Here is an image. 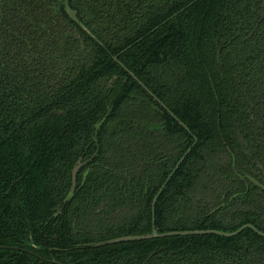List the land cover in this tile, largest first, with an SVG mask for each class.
I'll return each instance as SVG.
<instances>
[{
    "label": "trees",
    "instance_id": "16d2710c",
    "mask_svg": "<svg viewBox=\"0 0 264 264\" xmlns=\"http://www.w3.org/2000/svg\"><path fill=\"white\" fill-rule=\"evenodd\" d=\"M62 1L0 0V264H264L249 227L94 245L151 231L192 144L156 230L264 232V0H68L95 38Z\"/></svg>",
    "mask_w": 264,
    "mask_h": 264
},
{
    "label": "water",
    "instance_id": "95a60500",
    "mask_svg": "<svg viewBox=\"0 0 264 264\" xmlns=\"http://www.w3.org/2000/svg\"><path fill=\"white\" fill-rule=\"evenodd\" d=\"M63 7H64V11L65 13L69 16V18H71L73 21H75L77 24H79L81 27H83L93 38L94 35H92L81 23V21L78 19L77 15H76V10L71 8L69 5V1L68 0H63ZM190 5V4H188ZM187 5V6H188ZM186 6V7H187ZM181 11V10H180ZM179 13V11L177 12ZM177 13H175L174 15L171 16V18L173 16H175ZM167 21V20H166ZM164 21V22H166ZM163 22V23H164ZM162 23V24H163ZM159 26H156L155 28H153L150 32L154 31L156 28H158ZM76 38H78L79 36L77 34L74 35ZM141 39V38H140ZM139 39V40H140ZM130 47V46H128ZM83 48V44L82 41L80 42V48L78 53L80 54ZM114 60H117V56H113ZM121 66L151 95L153 96L163 107H165V105L130 71L127 69V67H125L122 63H120ZM166 108V107H165ZM167 109V108H166ZM167 111L179 122V124L181 126H183L184 128L187 129V126L180 121L169 109H167ZM107 113L105 114V116L95 125V127L97 128L106 118ZM196 141H194L195 143ZM194 144H192L185 152L184 154L180 157V159L178 160V162L175 164L174 168L171 170V172L167 175L164 183L161 185V187L158 189V191L156 192V194L154 195L151 205H152V228L151 231L149 233H145V234H128V235H122V236H116V237H112V238H108V239H104L101 241H97L94 243V245H106V244H112V243H118V242H127V241H133V240H142V239H151V238H160V237H166V236H174V235H191V234H216V235H220V236H225V237H229V236H234L236 234H238L239 232H241L244 228L249 227L252 228L257 234L261 235L264 237V232L258 230L253 224L250 223H246L243 224L242 226H240L238 229L228 232V231H223V230H217V229H197V230H172V231H165V232H158L155 228L154 225V205L155 202L157 201L162 189L164 188V186L167 184V182L170 180V178L172 177V175L174 174V172L176 171V169L179 167V165L181 164V162L184 160L185 156L188 154V152L190 151L191 147ZM84 162H82V158L80 157L76 164L73 166L72 168V172H71V185L69 188V192L67 197H71V195L73 194L75 187H76V174L77 171L79 170V168L83 165ZM248 179H250L251 181H253L255 184L264 187L262 184H260L258 181L254 180L252 177L250 176H246ZM60 212V208L57 210V213ZM52 263H56V264H62L54 259L49 260Z\"/></svg>",
    "mask_w": 264,
    "mask_h": 264
},
{
    "label": "flooded vegetation",
    "instance_id": "af4514ba",
    "mask_svg": "<svg viewBox=\"0 0 264 264\" xmlns=\"http://www.w3.org/2000/svg\"><path fill=\"white\" fill-rule=\"evenodd\" d=\"M81 158H82V162H84L83 163V165L79 168V170L77 171V173L81 170V168L82 167H84V166H86L88 163H89V161L91 160V158L93 157V154H91L90 156H89V158H84L83 156H80ZM79 157V158H80ZM78 158V159H79ZM77 159V160H78ZM89 166H87L86 168H85V170H83V173H82V180H84L85 179V173L86 172H88L89 171V168H88ZM232 168L234 169L235 168V160H234V158H233V162H232ZM260 169L261 170H263L262 169V167H260ZM235 173L237 174V172L235 171ZM77 175V174H76ZM263 175H264V171H263ZM245 180V179H244ZM76 181H77V179H76ZM222 204H224V203H222Z\"/></svg>",
    "mask_w": 264,
    "mask_h": 264
}]
</instances>
